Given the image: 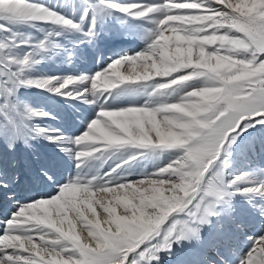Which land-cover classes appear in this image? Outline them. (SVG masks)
<instances>
[{"label": "snow or ice", "instance_id": "1", "mask_svg": "<svg viewBox=\"0 0 264 264\" xmlns=\"http://www.w3.org/2000/svg\"><path fill=\"white\" fill-rule=\"evenodd\" d=\"M112 19L143 47L90 73L37 72L54 56L73 63ZM29 88L92 111L74 134L42 124L54 117ZM249 129H264V0H0V190L20 181L16 147L36 139L75 169L41 167L46 191L8 193L0 264H161L174 245L188 264H264V158L233 147ZM165 151L166 164L130 171Z\"/></svg>", "mask_w": 264, "mask_h": 264}, {"label": "rangeland", "instance_id": "2", "mask_svg": "<svg viewBox=\"0 0 264 264\" xmlns=\"http://www.w3.org/2000/svg\"><path fill=\"white\" fill-rule=\"evenodd\" d=\"M45 2L49 4H55L57 0H45ZM126 29L121 26L119 21L117 20H109L103 31L100 33L97 38L95 44L93 45H82L76 50L75 59L73 63L68 64L64 63L61 56H54L51 59H46L41 62L37 66V72L39 73H47L50 75H60L65 73H90L94 72L98 69H90L86 70L83 67L84 62H92L96 63L97 60H103L104 66L105 60L104 58L109 56L108 53L111 50L117 49L118 43H123L124 48L130 47L131 42L133 41L136 45L134 50H139L143 47V41L138 38H134L132 36L125 35ZM126 49V48H125ZM128 50L125 51H129ZM117 52L111 53V57ZM100 67V68H101ZM121 71H127L126 69H121ZM22 95H26L29 99V102L43 106L47 111L51 112L54 119H48L46 121L41 122L52 125L53 127L60 128L65 132L76 133L82 127V119L81 117L86 114H90L92 109L87 105H81L78 102H72L68 100H64L61 97H52L47 93H42L35 88L22 89ZM137 102H143L144 96L140 95L136 98ZM129 102L128 97H120L117 98L114 103L117 106H123ZM234 148L239 150V159L243 157V154H247L248 157L254 163H261V158H264V129H249L248 133L242 134L241 137L238 138L237 144L233 145ZM6 155L4 154V160L6 157V162L9 159V151L5 148ZM20 153L23 154L22 158H17L18 165L26 166V162L28 166V171L34 173L37 167L46 164H52L55 167L57 172H64L63 166L64 164H70V168L75 171L73 162L53 143L48 142L44 139H36L32 141L31 148H25L23 145L20 147L17 146L15 152L12 154L13 157ZM28 154H30V158L27 159ZM55 155V156H54ZM57 157V158H56ZM26 158V159H25ZM61 158V159H60ZM21 159V160H20ZM169 159V154L167 151L163 152L160 156H150L141 160L134 162L130 171L132 172H140V171H152L154 167L157 165L166 164ZM28 160V161H27ZM26 161V162H24ZM60 161V162H59ZM70 161V162H69ZM64 162V163H63ZM23 163V164H22ZM6 165V164H5ZM61 165V166H60ZM7 168V165H6ZM61 169V170H60ZM70 170V171H72ZM134 178V177H133ZM10 190H5V192ZM235 206L237 212L240 215V218L243 220L249 221L251 227L250 214L248 213L247 207L244 201L240 198H236ZM208 231L205 230L204 237L207 241L208 239ZM175 251L169 256L167 254H162L161 264H188L189 256L187 254V245H174ZM206 251V249H205ZM208 255V252L206 251Z\"/></svg>", "mask_w": 264, "mask_h": 264}, {"label": "bare ground", "instance_id": "3", "mask_svg": "<svg viewBox=\"0 0 264 264\" xmlns=\"http://www.w3.org/2000/svg\"><path fill=\"white\" fill-rule=\"evenodd\" d=\"M130 45H131L130 47H125L126 48L125 49L123 47L124 46L123 43H118L117 49L109 51V53H108L109 56L105 57L104 59L107 60L109 57H111L112 56L111 53H113V52H117L118 53V52H121V51L128 50V48H130V50H134L136 48V45L134 44L133 41L131 42ZM93 61L92 62H84L82 64L84 69H86V70L99 69L102 66V64H103V60H97L96 63H93ZM20 146L21 145H19V147ZM4 154L6 155V151L5 150H4ZM22 155L23 154L18 153L16 155V157H14V158L16 160H17V158H22L23 159L24 156L22 157ZM245 157L249 158L247 154H243V157L241 158V161ZM29 158H30V154H28V156H27V159H29ZM24 162H26V161H24ZM7 163H8V161L6 162V157H5V164L7 165ZM27 163H29V162H26V166H22V167H21V164L18 165V171L20 172V181L18 183L11 184L7 189L0 190V216H4L6 214V212L9 210L10 202L7 199L8 193H13L15 198L23 200V199H26V198H28L30 196L35 195L38 192H43V191L47 190V186L45 184H43L42 182H38L35 179L37 169H39L41 167H50L56 173V175L58 177L61 176V175L66 176V175H69V174H74V171L70 168V164H64V166H63V171L64 172H62V171L57 172L58 170H55L56 166H53L52 164H46V165H41L40 167H37V169L33 173V172H31V170L28 171V166L29 165ZM6 165H5V167H6ZM70 170H72V171H70ZM5 190H10V191L5 192ZM72 218L75 219L74 216ZM99 218L101 220H103L104 214L102 212H100ZM245 222L249 224V221L246 220ZM249 226H250V224H249ZM65 228H67L66 224H65ZM77 230H78L79 234L85 240L88 239L87 230L83 227L82 224H78L77 225ZM248 234H250V233H248ZM206 251L208 252V256L209 257H215V250L214 249L206 248Z\"/></svg>", "mask_w": 264, "mask_h": 264}]
</instances>
